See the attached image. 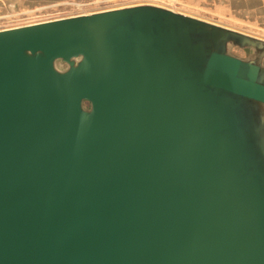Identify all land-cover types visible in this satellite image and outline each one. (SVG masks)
Instances as JSON below:
<instances>
[{"label": "water", "instance_id": "95a60500", "mask_svg": "<svg viewBox=\"0 0 264 264\" xmlns=\"http://www.w3.org/2000/svg\"><path fill=\"white\" fill-rule=\"evenodd\" d=\"M0 264H264V40L154 4L0 30Z\"/></svg>", "mask_w": 264, "mask_h": 264}, {"label": "rangeland", "instance_id": "374dc122", "mask_svg": "<svg viewBox=\"0 0 264 264\" xmlns=\"http://www.w3.org/2000/svg\"><path fill=\"white\" fill-rule=\"evenodd\" d=\"M145 3L162 4L171 6L177 10L193 12L206 17H201L221 25L231 27L239 31L251 32L252 36L264 37V32L257 29L254 24H249L244 17L219 16L211 13L204 7L197 6L194 10L178 2H164L156 0H9L0 1V30L11 29L21 26H27L42 22H48L63 18H69L79 15H88L91 13L109 10L118 7H128ZM202 5V4H201ZM205 6V5H202ZM253 5L252 7H254ZM187 7V8H186ZM247 21V22H246ZM259 32V33H257ZM243 33V32H241ZM263 33V34H262ZM230 51L236 56L248 58L253 53L251 49H242L238 46L231 45ZM253 55V54H252Z\"/></svg>", "mask_w": 264, "mask_h": 264}, {"label": "crops", "instance_id": "0c3cea01", "mask_svg": "<svg viewBox=\"0 0 264 264\" xmlns=\"http://www.w3.org/2000/svg\"><path fill=\"white\" fill-rule=\"evenodd\" d=\"M1 1V0H0ZM5 2H8L9 0H4ZM157 1V0H156ZM158 1H164V2H178L184 5H189L192 7V9L194 10L197 6H201L204 7L205 9H207L208 11H211V13H214L216 16H233L234 12L236 13L235 15L239 17H244L245 19H250L248 20L249 24H254L255 27H257V29L261 30L262 32H264V0H158ZM143 4V3H142ZM145 4H153V3H145ZM205 6H202V5ZM137 5V4H135ZM154 5H159V6H163V7H167L170 8L174 11L177 12H181L193 17H197V18H201V17H206L204 15H199L194 14L193 12H187L184 10H177L171 6H167L166 5H162V4H154ZM253 5H255L254 7H252ZM120 8V7H118ZM187 8V7H186ZM116 9V8H113ZM203 19V18H201ZM205 20V19H204ZM209 21V20H207ZM212 22V21H210ZM247 22V21H246ZM215 23V22H213ZM218 24V23H217ZM221 25V24H220ZM225 26V25H224ZM228 27V26H226ZM231 28V27H228ZM233 29V28H231ZM236 30V29H233ZM239 31V30H236ZM239 32H243L245 34H251V32H244V31H239ZM259 33V32H257ZM263 34V33H262ZM253 35V34H252ZM259 39L264 40V37H260V36H256ZM253 53H251V56L248 58H251L253 55ZM240 58L243 59V57L238 56ZM248 58H244V59H248Z\"/></svg>", "mask_w": 264, "mask_h": 264}]
</instances>
